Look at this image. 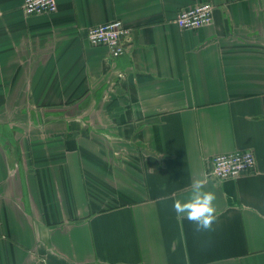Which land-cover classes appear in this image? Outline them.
Returning <instances> with one entry per match:
<instances>
[{
	"label": "crops",
	"instance_id": "0c3cea01",
	"mask_svg": "<svg viewBox=\"0 0 264 264\" xmlns=\"http://www.w3.org/2000/svg\"><path fill=\"white\" fill-rule=\"evenodd\" d=\"M23 3L0 0V264H264V0ZM115 20L117 59L86 40ZM236 151L255 171L211 177ZM197 178L211 233L172 210Z\"/></svg>",
	"mask_w": 264,
	"mask_h": 264
},
{
	"label": "built area",
	"instance_id": "2783aa9c",
	"mask_svg": "<svg viewBox=\"0 0 264 264\" xmlns=\"http://www.w3.org/2000/svg\"><path fill=\"white\" fill-rule=\"evenodd\" d=\"M57 0H24L23 9L28 16L54 14L58 10ZM213 6L204 3L180 12L176 23L182 29H198L211 23ZM129 34L122 21L115 20L105 25L90 28L86 40L93 46L107 48L113 59L125 54V39ZM256 158L252 151H236L212 158L211 177L218 180L238 178L245 173L255 171Z\"/></svg>",
	"mask_w": 264,
	"mask_h": 264
},
{
	"label": "clouds",
	"instance_id": "9594fccd",
	"mask_svg": "<svg viewBox=\"0 0 264 264\" xmlns=\"http://www.w3.org/2000/svg\"><path fill=\"white\" fill-rule=\"evenodd\" d=\"M215 201V192L207 189L204 179L197 178L192 181L186 197L173 201L172 210L178 219H186L194 225L195 233H211L218 222Z\"/></svg>",
	"mask_w": 264,
	"mask_h": 264
}]
</instances>
